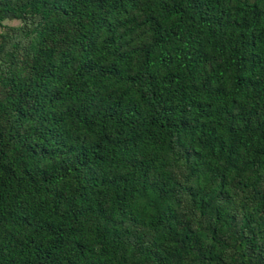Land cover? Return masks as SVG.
<instances>
[{
	"label": "trees",
	"instance_id": "16d2710c",
	"mask_svg": "<svg viewBox=\"0 0 264 264\" xmlns=\"http://www.w3.org/2000/svg\"><path fill=\"white\" fill-rule=\"evenodd\" d=\"M0 264H264V0H0Z\"/></svg>",
	"mask_w": 264,
	"mask_h": 264
},
{
	"label": "rangeland",
	"instance_id": "374dc122",
	"mask_svg": "<svg viewBox=\"0 0 264 264\" xmlns=\"http://www.w3.org/2000/svg\"><path fill=\"white\" fill-rule=\"evenodd\" d=\"M5 23H7V24H16L17 21L16 20H5Z\"/></svg>",
	"mask_w": 264,
	"mask_h": 264
}]
</instances>
